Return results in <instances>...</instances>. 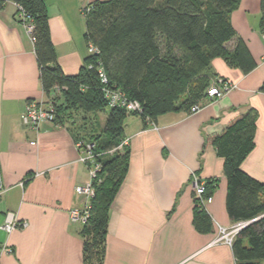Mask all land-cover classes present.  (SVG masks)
I'll list each match as a JSON object with an SVG mask.
<instances>
[{
	"label": "crops",
	"instance_id": "obj_1",
	"mask_svg": "<svg viewBox=\"0 0 264 264\" xmlns=\"http://www.w3.org/2000/svg\"><path fill=\"white\" fill-rule=\"evenodd\" d=\"M52 41L64 73L77 75L88 58L84 8L95 1L44 0ZM8 2L0 11V170L6 189L0 198V246L11 254L1 264H84L82 225L70 212L86 199L77 187L88 184L80 162L76 134L70 125L43 123L26 128L21 116L29 101L47 102L33 38ZM261 0H241L231 22L244 40L256 69L244 74L223 59L212 62V74L236 85L216 100L202 98L200 110L168 113L154 121L127 119L125 137L131 151L128 174L110 213L103 264H237L232 247L214 244L217 225L231 227L227 211L228 182L224 159L208 136L222 132L237 115L257 112L255 148L242 169L264 183V34L260 32ZM231 49L233 46L230 47ZM218 179L212 202L205 206L212 231L194 224L193 179ZM7 212L26 227L3 230Z\"/></svg>",
	"mask_w": 264,
	"mask_h": 264
},
{
	"label": "trees",
	"instance_id": "obj_2",
	"mask_svg": "<svg viewBox=\"0 0 264 264\" xmlns=\"http://www.w3.org/2000/svg\"><path fill=\"white\" fill-rule=\"evenodd\" d=\"M8 2L22 7L34 26L32 38L40 82L48 101L56 106L54 123L69 125L79 113L85 118L110 109L103 129L105 136L97 137L94 143L101 169L93 183L90 218L82 227L84 264H103L112 205L130 167V148L118 150L125 139L127 119L136 116L144 122L154 121L181 110L192 114L216 77L211 70L215 59H223L244 74L257 68L258 63L231 22L241 0L95 1L85 15V37L98 54L88 55L80 72L73 76L66 75L58 63L45 1L0 0V11ZM259 29L264 34V0ZM108 88L139 102L141 116L110 107L105 95ZM57 89L61 91L59 96ZM256 123L257 112L253 109L237 114L222 132L208 136L203 146H213L224 159L231 221L237 224L256 220L233 243L237 264L264 262V183L242 169L255 148ZM218 186V179L205 182L204 199L212 197ZM194 224L200 233L212 231L211 217L196 197Z\"/></svg>",
	"mask_w": 264,
	"mask_h": 264
},
{
	"label": "built area",
	"instance_id": "obj_3",
	"mask_svg": "<svg viewBox=\"0 0 264 264\" xmlns=\"http://www.w3.org/2000/svg\"><path fill=\"white\" fill-rule=\"evenodd\" d=\"M17 20L18 22L26 29V31L31 34L33 33L34 26L30 17L27 15L25 10L17 6ZM89 12V8L86 7L83 9L82 14L85 15ZM89 55L98 54V50L89 45ZM100 78L102 79L104 84H107V79L104 73L100 72ZM236 88V85L228 83L224 79L219 77H215L211 80L210 87L206 91V98L210 100H216L231 92ZM56 94L61 95V91L57 89ZM106 98L109 101L110 107H118L121 109H125L128 113H143V108L139 102L130 101L126 97V95L118 90L105 89ZM200 110V106H195L192 109V112L195 113ZM56 106L53 102H38V101H29L26 103L25 110L21 116L22 124L29 129H33L38 131L40 125L43 123H54L56 119ZM128 141L123 143L120 148L125 146ZM77 148L80 152V162L83 163L89 172L90 181L89 184L84 186L77 187V193L86 199L85 206L82 209H73L70 212V217L73 223L79 225H85L90 218V202L91 199L95 196V191H93V183L97 177V173L101 169V166L97 164L96 155H95V144H89L86 142L77 143ZM193 188L196 198L201 201V204L205 207L206 205L212 202V197L208 199H204L205 194V182L201 181L198 177H194L193 179ZM6 189L2 183L1 179V170H0V198L5 193ZM246 223L241 222L232 225L231 227H224L221 225H217V236L214 240V244H225L230 247L233 246V243L237 237V235L245 228L244 225ZM26 223H22L19 221V218L15 212H7L5 216V221L3 225V230L7 234H11L17 228L26 227ZM13 251L8 245L0 246V264L3 255L11 254Z\"/></svg>",
	"mask_w": 264,
	"mask_h": 264
},
{
	"label": "rangeland",
	"instance_id": "obj_4",
	"mask_svg": "<svg viewBox=\"0 0 264 264\" xmlns=\"http://www.w3.org/2000/svg\"><path fill=\"white\" fill-rule=\"evenodd\" d=\"M88 50H89V46H88ZM109 112H110V109L107 108L102 112L87 114V116L85 118H84V115L82 113L77 114L75 120L74 121L72 120L69 125H72V127H73L72 129L74 130L73 132L76 134L79 142H83L80 140H85L87 143L92 144V143H95L97 137H99V136L104 137L105 135L103 133V129H104V126L106 123V118H107ZM136 114L138 116H141L140 113H136ZM147 121H150V120H147ZM73 123H75V124H73ZM126 141H128V143L125 144V146L122 148H120V146H121L120 145L118 147L119 148L118 150L124 151L126 147H129L130 141L126 137L122 141L121 144L125 143ZM95 147H96V145H95ZM113 152L114 151H111L110 153H113ZM96 160H97V157H96ZM97 164H99V163L97 162ZM98 173H97V175H98ZM88 174H89V172H88ZM95 180H98V177H96ZM89 182H91V181L89 180ZM89 182H88V184H89ZM93 191H95L94 185H93ZM195 197H196V195H195ZM262 264H264V262Z\"/></svg>",
	"mask_w": 264,
	"mask_h": 264
},
{
	"label": "water",
	"instance_id": "obj_5",
	"mask_svg": "<svg viewBox=\"0 0 264 264\" xmlns=\"http://www.w3.org/2000/svg\"><path fill=\"white\" fill-rule=\"evenodd\" d=\"M255 221H256V220L251 221V222H247V223L244 225V227L248 226L249 224H251V223H253V222H255Z\"/></svg>",
	"mask_w": 264,
	"mask_h": 264
}]
</instances>
